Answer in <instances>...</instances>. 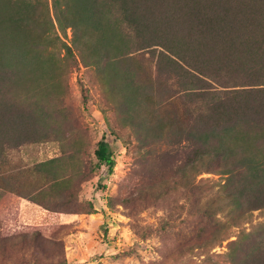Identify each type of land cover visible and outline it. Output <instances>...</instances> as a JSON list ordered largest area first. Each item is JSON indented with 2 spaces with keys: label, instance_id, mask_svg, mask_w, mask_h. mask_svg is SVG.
<instances>
[{
  "label": "trees",
  "instance_id": "trees-1",
  "mask_svg": "<svg viewBox=\"0 0 264 264\" xmlns=\"http://www.w3.org/2000/svg\"><path fill=\"white\" fill-rule=\"evenodd\" d=\"M53 5L60 30L71 28L81 62L95 70L124 126L135 127L136 106L158 98L152 113L159 116H151L159 129V160L176 168V184L190 188L193 203L202 205L197 224L207 220L214 228L206 244L229 240L225 264H264V220L249 231L241 228L264 209V0H53ZM35 8L29 0H0V195L42 203L51 198L45 187L25 193L21 175L5 168L10 151L48 138L53 118L33 80L54 61L48 45L54 44L55 27L49 15L35 20ZM35 24L43 26L41 33L31 34ZM55 40L61 42L58 34ZM62 47L65 56L72 54L70 46ZM94 155L112 174L116 160L104 137ZM56 161L40 162L30 174L73 198L72 179L49 170ZM203 173L223 177L213 194L197 179ZM234 228L240 232L230 240ZM195 234L201 239L204 229ZM28 243L34 249L51 244L54 253L59 247L39 232L21 233L0 238V254Z\"/></svg>",
  "mask_w": 264,
  "mask_h": 264
},
{
  "label": "rangeland",
  "instance_id": "rangeland-1",
  "mask_svg": "<svg viewBox=\"0 0 264 264\" xmlns=\"http://www.w3.org/2000/svg\"><path fill=\"white\" fill-rule=\"evenodd\" d=\"M36 8L35 20L51 16L54 44L48 50L54 61L44 67L45 74L33 83L42 88L44 103L52 113L46 140L24 145L9 152L5 168L17 171L26 192L35 194L44 188L51 198L36 203L31 197L4 192L0 195V238L39 232L50 245L34 249L9 247L0 254V264H225V240L220 246L206 244L214 228L207 220L197 224L201 206L193 203L190 188L179 187L175 167L159 160V129L155 126L153 107L157 97L136 106L135 127L124 126L121 115L102 91L95 70L80 59L77 38L71 28L65 33L55 21L53 0H29ZM59 11L60 8H58ZM31 34L43 26L33 25ZM60 36V41L55 36ZM62 42L72 48L65 56ZM104 137L110 144L116 165L108 174L97 164L94 151ZM50 159H57L51 172L70 183L73 198L66 189L59 190L30 169ZM27 171V172H24ZM207 194L216 191L223 177L203 173ZM30 186V187H29ZM66 188V187H65ZM74 198L77 199L74 202ZM247 231L264 220V209L254 211ZM204 229L197 239L195 229ZM240 228L232 230L230 240ZM17 243L18 240H15Z\"/></svg>",
  "mask_w": 264,
  "mask_h": 264
}]
</instances>
